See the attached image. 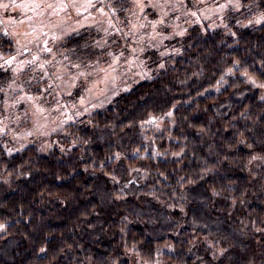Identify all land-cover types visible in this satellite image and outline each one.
I'll use <instances>...</instances> for the list:
<instances>
[{
    "label": "trees",
    "instance_id": "16d2710c",
    "mask_svg": "<svg viewBox=\"0 0 264 264\" xmlns=\"http://www.w3.org/2000/svg\"><path fill=\"white\" fill-rule=\"evenodd\" d=\"M108 2L125 24L131 2ZM224 18L192 27L156 75L67 125L47 152L9 154L0 141V264H264V97L250 81L264 82V23ZM89 31L64 41L82 65L98 56Z\"/></svg>",
    "mask_w": 264,
    "mask_h": 264
},
{
    "label": "rangeland",
    "instance_id": "374dc122",
    "mask_svg": "<svg viewBox=\"0 0 264 264\" xmlns=\"http://www.w3.org/2000/svg\"><path fill=\"white\" fill-rule=\"evenodd\" d=\"M95 1L0 0V32L14 49L0 53V141L7 153L29 145L47 152L67 125L156 75L192 27L225 28L229 11L239 27L264 23V0H129L122 26L112 21L107 0ZM84 29L98 37L97 59L86 65L64 46ZM250 81L264 97V82ZM164 117L144 121L138 132L160 129ZM208 243L205 252L219 259L223 246Z\"/></svg>",
    "mask_w": 264,
    "mask_h": 264
}]
</instances>
